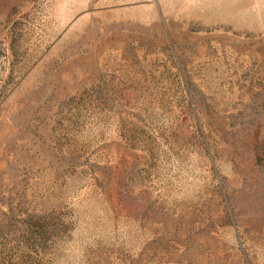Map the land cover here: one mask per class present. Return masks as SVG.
<instances>
[{
  "label": "rangeland",
  "instance_id": "1",
  "mask_svg": "<svg viewBox=\"0 0 264 264\" xmlns=\"http://www.w3.org/2000/svg\"><path fill=\"white\" fill-rule=\"evenodd\" d=\"M0 264H264V0H0Z\"/></svg>",
  "mask_w": 264,
  "mask_h": 264
}]
</instances>
